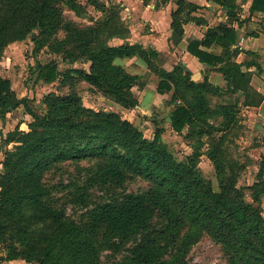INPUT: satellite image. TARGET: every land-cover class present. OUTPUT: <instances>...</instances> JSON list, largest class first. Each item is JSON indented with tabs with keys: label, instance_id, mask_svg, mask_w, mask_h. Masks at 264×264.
<instances>
[{
	"label": "trees",
	"instance_id": "obj_1",
	"mask_svg": "<svg viewBox=\"0 0 264 264\" xmlns=\"http://www.w3.org/2000/svg\"><path fill=\"white\" fill-rule=\"evenodd\" d=\"M73 1L0 0V61L10 44L32 35L35 53L48 47L64 62L88 65L61 72L57 64L38 63L36 81L51 84L61 77L76 78L122 107L137 110L141 118L156 115L159 109L145 112L140 108L134 88L144 86L141 77L119 64L120 60L137 57L154 69L156 53L144 50L139 43L131 44L121 9L101 0L87 1L103 18L91 25L65 24L63 5ZM215 1L231 19L238 17L237 0ZM175 2L178 8L172 13L171 28L172 42L177 45L187 22L184 12L190 14L199 7L185 0ZM251 11L264 12V0H253ZM62 29L64 38L56 40ZM113 39L123 43L113 45ZM234 43L235 31L221 25L209 29L205 40L188 46L201 63L223 75L227 89L207 79L194 82L191 72L180 65L172 72H159L158 92L174 89L170 101L177 106L169 116L173 131L180 134L201 124L196 132L199 146H208L206 155L214 164L218 190L199 168L203 153L196 150L187 161H179L162 141L164 128L150 140L121 114L87 108L75 91L47 94L45 110L38 113L27 98L17 96L12 81L0 73V120L5 124L8 114L20 106L31 116L27 132L17 128L3 139L15 146L5 152L2 163L0 214L15 224L14 233L22 246L14 249L10 259L21 258L32 264H103L104 250L135 243L127 250V264H202L189 261L187 254L207 236L221 247L227 264H264V163L257 181L248 188L252 198L248 201L236 178L222 177L219 166L226 136L239 121V105L225 103L212 108L208 97L226 93L239 97L241 93L244 107H258L263 101L250 86L251 74L242 70L243 64L234 62L239 54L238 48L231 50ZM215 44L224 47L223 55L202 49ZM83 160L98 162L88 181L90 188L106 190L141 178L149 183V189L123 195L117 202L100 203L77 222L68 215L66 205L53 198L54 187L45 180L55 165ZM88 189L78 188L79 195H72L75 203L85 205ZM157 216L165 218L166 226L152 237ZM33 219L46 223L47 231H31L28 222ZM8 227L0 224V237Z\"/></svg>",
	"mask_w": 264,
	"mask_h": 264
},
{
	"label": "rangeland",
	"instance_id": "obj_2",
	"mask_svg": "<svg viewBox=\"0 0 264 264\" xmlns=\"http://www.w3.org/2000/svg\"><path fill=\"white\" fill-rule=\"evenodd\" d=\"M101 2L106 3L107 6H118L121 9V17L124 24L130 30L129 21L124 19L127 13H122L123 8H121L120 0H101ZM63 9L65 24L72 23L77 26L91 25L104 16L90 5L87 0H75L65 3ZM64 36L65 31L62 29L56 40H60ZM119 42V39H113L111 43L115 45ZM38 63L43 65L57 64L61 72L75 67L88 68L87 64L76 63L71 65L64 62L60 54L53 53L48 47H44L35 53L32 35L27 36L23 41L10 44L0 61V73L3 77L12 81V86L17 96L19 98H27L29 106L34 111L41 113L45 110L44 99L47 94L65 95L71 91H75L87 108L121 114L124 119L129 120L137 126L144 136L150 140H153L155 132L158 129L164 128L162 141L179 161H187L188 157L196 150H200L203 153L199 162V168L204 177L212 182L215 190L219 189L214 164L206 155L208 146H199L200 137L196 132L201 124L198 123L192 131L191 129H186L180 134L174 132L169 121V116L177 106V103L175 104L170 101L171 95L169 93L167 94L168 96L163 98V105L160 106L156 115H150L144 119L139 116L137 110L122 107L105 97L99 90L76 78L66 80L64 77H61V79L51 84H47L42 80L36 81ZM208 97L212 108L223 103L237 102L239 105V121L236 127L226 136L223 143V155L219 158V166L221 176L224 178H236L237 185L243 189L246 199L252 201L251 190L248 188L253 186L257 181V175L264 163V133L262 123L255 122L251 125L247 108L242 106L244 100L242 95L237 97V95L232 93H226L221 96L209 94ZM146 105L147 103H143L142 107L146 108ZM30 120L31 116L26 112L24 106H20L15 111L9 113L5 124L0 120V175L3 171L2 163L5 152L12 150L15 146V143L7 144L4 140L8 137L9 133L15 132L17 128L20 131L27 132V124ZM219 120H221L220 117L217 118L218 123ZM97 167L98 162L94 160L72 161L55 165L46 175L45 181L48 185L54 187L53 198L60 202V204H65L68 215L77 222L82 220L88 210L93 209L100 203L108 201L117 202L122 199L123 195L141 194L149 189V183L141 178L129 180L123 186L110 187L106 190H101L98 187L90 188L88 181L97 171ZM79 187L89 188L85 205L75 203L76 198L72 196L74 193L79 195ZM262 210L264 212L263 208ZM0 224L9 226L6 229V233L0 237V264H32L27 263L21 258L10 259L12 254H14V249L20 250L22 246L14 233L15 224L7 220L2 214H0ZM164 226H166L165 218L157 216L150 235L154 237L156 232ZM28 227L31 231H37L38 233L47 231L46 223L35 219L28 222ZM133 246H135V243H126L119 250L116 248L104 250L101 253L103 264H127L130 256V252L127 250ZM187 259L202 264H227V258L221 247L207 236L202 237L200 241L190 247Z\"/></svg>",
	"mask_w": 264,
	"mask_h": 264
},
{
	"label": "crops",
	"instance_id": "obj_3",
	"mask_svg": "<svg viewBox=\"0 0 264 264\" xmlns=\"http://www.w3.org/2000/svg\"><path fill=\"white\" fill-rule=\"evenodd\" d=\"M185 1L197 5L199 9L190 14L188 10L184 12L185 18L187 17V22L183 25L184 35L181 42L175 45L172 42L171 28L172 13L178 8L175 0H167L165 3H161V0H120L122 13H127L124 19L130 24L128 41L131 44L139 43L144 50L151 49L156 53L152 59L154 69L137 57L119 61L129 73L141 77L144 86L140 90L134 88L141 110L159 109L168 93L172 98L174 89L158 92L161 81L159 72H172L178 65L186 67L191 72V80L196 83L207 79L212 85L227 89V82L220 72L201 63L188 51L191 42L205 40L209 29L222 25L235 31L236 43L231 50L238 48L239 54L233 60L243 64L242 70L251 74L250 86L263 96L261 105L246 108L251 125L255 122L262 123L264 133V12L251 11L253 0H237L235 6L238 17L231 19L215 0ZM119 41L115 45L123 43V40ZM202 49L216 56H221L224 52V47L219 44ZM143 103H147L146 108L142 107ZM262 208L264 209V198Z\"/></svg>",
	"mask_w": 264,
	"mask_h": 264
},
{
	"label": "water",
	"instance_id": "obj_4",
	"mask_svg": "<svg viewBox=\"0 0 264 264\" xmlns=\"http://www.w3.org/2000/svg\"><path fill=\"white\" fill-rule=\"evenodd\" d=\"M169 121H170V118H169Z\"/></svg>",
	"mask_w": 264,
	"mask_h": 264
}]
</instances>
